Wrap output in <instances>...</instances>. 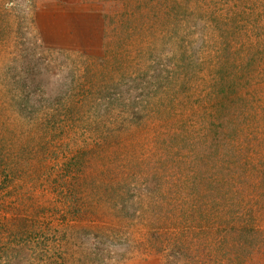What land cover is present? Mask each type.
<instances>
[{"label": "rangeland", "instance_id": "374dc122", "mask_svg": "<svg viewBox=\"0 0 264 264\" xmlns=\"http://www.w3.org/2000/svg\"><path fill=\"white\" fill-rule=\"evenodd\" d=\"M0 264H264V0H0Z\"/></svg>", "mask_w": 264, "mask_h": 264}]
</instances>
